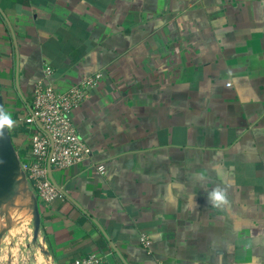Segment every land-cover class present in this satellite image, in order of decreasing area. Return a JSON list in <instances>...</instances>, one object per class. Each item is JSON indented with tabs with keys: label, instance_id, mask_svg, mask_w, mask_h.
<instances>
[{
	"label": "crops",
	"instance_id": "0c3cea01",
	"mask_svg": "<svg viewBox=\"0 0 264 264\" xmlns=\"http://www.w3.org/2000/svg\"><path fill=\"white\" fill-rule=\"evenodd\" d=\"M46 67L58 90L96 79L72 117L106 167L53 169L62 193L40 206L53 264H264V0H0L20 151Z\"/></svg>",
	"mask_w": 264,
	"mask_h": 264
},
{
	"label": "built area",
	"instance_id": "2783aa9c",
	"mask_svg": "<svg viewBox=\"0 0 264 264\" xmlns=\"http://www.w3.org/2000/svg\"><path fill=\"white\" fill-rule=\"evenodd\" d=\"M52 75L53 69L46 67L44 77L32 88L31 100L22 116L17 118L19 131L29 144L26 152L18 148L22 165L40 203H51L62 193L51 178L49 165L53 171L89 164L99 173H106L103 163L93 161V149L72 117L73 110L97 84L96 79L87 77L66 90H58ZM11 132L15 134L14 129ZM143 242L150 246L148 238H143ZM73 264L111 263L100 254L91 253L77 257Z\"/></svg>",
	"mask_w": 264,
	"mask_h": 264
},
{
	"label": "water",
	"instance_id": "95a60500",
	"mask_svg": "<svg viewBox=\"0 0 264 264\" xmlns=\"http://www.w3.org/2000/svg\"><path fill=\"white\" fill-rule=\"evenodd\" d=\"M0 106L7 112V105L0 81ZM0 249L4 237L14 224L13 210L18 206V200L30 201L27 209L32 215L33 243L40 245L42 253L46 254L54 263V257L46 246V239L42 236L41 203L34 191L26 171L22 165V158L13 139L11 130H6L5 138L0 140ZM53 179L52 166L49 165ZM21 206V205H20Z\"/></svg>",
	"mask_w": 264,
	"mask_h": 264
},
{
	"label": "rangeland",
	"instance_id": "374dc122",
	"mask_svg": "<svg viewBox=\"0 0 264 264\" xmlns=\"http://www.w3.org/2000/svg\"><path fill=\"white\" fill-rule=\"evenodd\" d=\"M4 96L7 99V92H4ZM6 104L8 111L13 109L17 112V109L10 107V103ZM29 203L30 201L19 199L17 208L13 210L12 218L15 222L11 233H8L2 240L0 264H53L50 257L42 253L40 245L34 244L32 241V215L27 209Z\"/></svg>",
	"mask_w": 264,
	"mask_h": 264
},
{
	"label": "clouds",
	"instance_id": "9594fccd",
	"mask_svg": "<svg viewBox=\"0 0 264 264\" xmlns=\"http://www.w3.org/2000/svg\"><path fill=\"white\" fill-rule=\"evenodd\" d=\"M15 124L16 121L13 120L11 114L6 112L3 107L0 106V140L5 138L6 130L13 129ZM0 163H3V161H0ZM207 200L208 203H210L215 208H223L229 204L227 191L225 188L220 186H215L211 189V191L208 192Z\"/></svg>",
	"mask_w": 264,
	"mask_h": 264
},
{
	"label": "trees",
	"instance_id": "16d2710c",
	"mask_svg": "<svg viewBox=\"0 0 264 264\" xmlns=\"http://www.w3.org/2000/svg\"><path fill=\"white\" fill-rule=\"evenodd\" d=\"M2 88H3V90H4V85H2ZM5 100H6V102H7V99L5 98ZM30 100H31V98H30ZM28 102H29V100H28ZM16 116V115H15ZM14 137V136H13ZM18 140L16 139V137L14 138V142L16 143ZM74 262V261H73Z\"/></svg>",
	"mask_w": 264,
	"mask_h": 264
},
{
	"label": "bare ground",
	"instance_id": "6f19581e",
	"mask_svg": "<svg viewBox=\"0 0 264 264\" xmlns=\"http://www.w3.org/2000/svg\"><path fill=\"white\" fill-rule=\"evenodd\" d=\"M8 233H11V230Z\"/></svg>",
	"mask_w": 264,
	"mask_h": 264
}]
</instances>
